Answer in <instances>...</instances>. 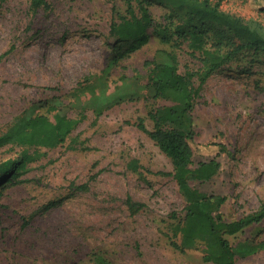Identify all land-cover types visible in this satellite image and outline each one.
I'll return each mask as SVG.
<instances>
[{"label":"rangeland","instance_id":"obj_1","mask_svg":"<svg viewBox=\"0 0 264 264\" xmlns=\"http://www.w3.org/2000/svg\"><path fill=\"white\" fill-rule=\"evenodd\" d=\"M31 2L0 0V136L18 116L84 119L54 149H0V164L22 152L30 158L26 173L0 193V264H95V255L108 264H211L202 260V244L184 252L171 245L180 242L175 227L185 203L165 175L170 160L137 128L142 119L150 131L148 110L166 105L152 99L144 64L168 63L174 52L180 74L196 72L187 43L176 50L151 35L114 66L109 28L114 12L125 14V0H46L49 8L36 13ZM220 2L225 12L264 25V0ZM148 9L158 24L170 16L156 3ZM193 122V167L220 153V170L191 185L226 198L225 221L255 212L264 200V51H243L212 74ZM132 160L138 172L128 169ZM128 199L143 207L132 213ZM226 239L233 248L263 242L264 220ZM235 264H264V251Z\"/></svg>","mask_w":264,"mask_h":264},{"label":"trees","instance_id":"obj_2","mask_svg":"<svg viewBox=\"0 0 264 264\" xmlns=\"http://www.w3.org/2000/svg\"><path fill=\"white\" fill-rule=\"evenodd\" d=\"M151 3L170 10L164 25L152 19L148 9ZM220 3V0H125V14L114 12L108 37L112 40L109 43L112 53L110 63L114 66L145 47L151 35L161 44L171 45L176 50L187 43L190 55L198 60L199 69L196 72L188 70L185 74L179 73L174 52L166 54L168 63L151 61L144 64L148 69L152 99L166 105H154L148 110L147 117L152 123L150 131L142 119H139L137 128L170 160L172 173L165 175L172 177L185 203L184 217L175 227V235H179L180 242H172L171 245L184 252L202 244L204 263L235 264L238 258L264 251V241L258 244L245 242L233 248L226 239L264 220V200L255 212L229 222L223 220L220 214L225 197L207 195L191 185L210 182L220 170L217 160L220 153L193 167L196 137L193 112L201 87L212 74L243 51H264V25L227 13L221 9ZM40 8H49L46 0H32L31 11L36 13ZM260 12L264 15V7ZM5 55L0 56V62ZM195 79L199 81L198 87L194 84ZM104 107V104L96 107L98 117ZM48 111L55 109L49 107ZM83 119H68L58 113L54 114L52 121L44 115L18 116L9 130L0 136V149L8 145L54 149ZM220 149L225 151L223 147ZM29 161L28 154L22 152L20 157L0 164V193L12 180L26 173ZM127 167L132 172L140 170L136 160H132ZM79 189L86 190L87 186ZM127 206L132 213L143 207L130 199ZM93 260L95 264H108L100 255H95Z\"/></svg>","mask_w":264,"mask_h":264}]
</instances>
